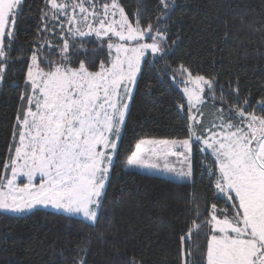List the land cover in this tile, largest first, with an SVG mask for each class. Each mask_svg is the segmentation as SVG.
Segmentation results:
<instances>
[{"label":"snow or ice","instance_id":"6c2138e0","mask_svg":"<svg viewBox=\"0 0 264 264\" xmlns=\"http://www.w3.org/2000/svg\"><path fill=\"white\" fill-rule=\"evenodd\" d=\"M160 2L169 7L168 0ZM22 4L23 0H0V82ZM45 4L43 27L37 35L52 33L59 40L54 44L45 36L33 46L3 163L6 171L0 174V211L22 214L37 206L51 207L94 227L138 74L149 56L155 63L156 57L165 58L166 33L151 22L144 26L139 12L133 23L119 0H45ZM91 36L101 51L106 45L107 57L98 67L87 59L77 66L70 53L83 49L84 40ZM53 47L59 49L57 59L50 58L51 52L42 56L45 48ZM172 71L174 77L183 78L187 138L139 140L125 166L191 183L193 148L199 144L200 152H210L212 157L211 163L202 162L203 169L231 209L218 210L214 203L205 209L206 218L200 219L197 206L196 219L180 236L181 264L194 259L192 233L204 226L208 232L202 264H264V115H258L257 109L249 112L248 99L243 105L237 100L229 103L227 111L223 107L216 111L206 126L199 105L206 89L215 99V78L193 75L183 64ZM220 100L222 105L227 102L223 94ZM257 107L264 112V100ZM191 202H196L194 194ZM74 264L87 261L81 257ZM128 264L139 262L133 257Z\"/></svg>","mask_w":264,"mask_h":264},{"label":"trees","instance_id":"16d2710c","mask_svg":"<svg viewBox=\"0 0 264 264\" xmlns=\"http://www.w3.org/2000/svg\"><path fill=\"white\" fill-rule=\"evenodd\" d=\"M168 2L165 9L160 0H119L133 23L139 12L144 26L151 22L166 33L167 52L164 59L155 58L158 63L149 56V62L142 65L98 222L89 227L81 219L41 209L23 216L0 212V264H74V259L81 257L87 264H128L133 257L139 264H181L180 236L196 219L197 206L202 213L200 219L206 218L205 209L210 210L214 203L218 210L231 209L230 202L217 194L203 169L202 162L211 163L212 157L201 153L199 144L193 148L191 183L129 172L125 161L139 140L187 138V104L175 85L179 84V75L174 77L172 71L181 64L193 75L215 78V99L208 92L200 107L206 126L216 111L221 107L227 111L229 103L237 100L243 105L248 99L247 110L257 109L258 115H264L257 107V102L264 100V0ZM47 7L45 0H23L16 20L15 40L0 82V174L6 171L3 163L12 143L19 96L33 46L45 36L54 44L59 40L52 33L37 35L43 27L42 10ZM49 52L50 58H58V47L45 48L42 56ZM70 55L77 66L81 59H87L98 67L100 60L107 57V48L105 45L101 51L96 39L86 38L83 49ZM237 88L238 93L234 91ZM222 94L227 101L223 105ZM193 194L195 203L191 202ZM207 232L204 226L192 233L194 259L190 264H202Z\"/></svg>","mask_w":264,"mask_h":264},{"label":"rangeland","instance_id":"374dc122","mask_svg":"<svg viewBox=\"0 0 264 264\" xmlns=\"http://www.w3.org/2000/svg\"><path fill=\"white\" fill-rule=\"evenodd\" d=\"M61 19L63 20V17H61ZM87 38H94L96 39L95 36H91V37H87ZM77 39H80V38H77ZM139 76V74H138ZM136 85V84H135ZM176 87L180 90V92L182 93L185 101H186V104H187V98L184 96V93L182 91V88H183V78L179 76V84H175ZM135 89V87H134ZM208 92H207V89H206V92H205V95H204V101L206 99V96H207ZM202 105H199V107H201ZM128 112V111H127ZM123 131V130H122ZM122 135V134H121ZM120 140V139H119ZM149 140V139H147ZM207 154H209L211 156V153L208 152ZM173 160H175V158L173 157L172 158ZM126 170L129 171V172H137V173H142V174H147V175H152V176H157V177H161V178H165V179H168V180H172V181H175V182H180V181H176L172 176H161L160 173L154 171V170H147V169H140V168H137V167H126ZM10 174V173H9ZM19 182V181H18ZM107 183V182H106ZM180 183H187V182H180ZM37 209H41V210H46V211H51V212H55V213H59V214H64V215H67L63 212H60V211H57L51 207H43V206H37L35 207L34 209H32L31 211L29 212H25V213H22V214H13V213H8V212H3V211H0L1 213H4V214H9V215H13V216H23L25 214H28L34 210H37ZM69 216V215H67ZM70 217H75V218H78V219H81L79 216H70Z\"/></svg>","mask_w":264,"mask_h":264}]
</instances>
